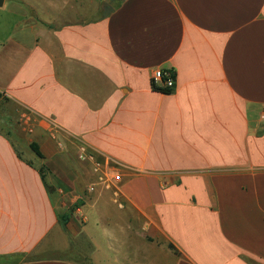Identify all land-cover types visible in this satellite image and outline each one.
<instances>
[{
    "label": "crops",
    "instance_id": "obj_1",
    "mask_svg": "<svg viewBox=\"0 0 264 264\" xmlns=\"http://www.w3.org/2000/svg\"><path fill=\"white\" fill-rule=\"evenodd\" d=\"M109 1L0 6V264H264V0Z\"/></svg>",
    "mask_w": 264,
    "mask_h": 264
},
{
    "label": "built area",
    "instance_id": "obj_2",
    "mask_svg": "<svg viewBox=\"0 0 264 264\" xmlns=\"http://www.w3.org/2000/svg\"><path fill=\"white\" fill-rule=\"evenodd\" d=\"M152 83L174 91L176 89V74L170 70L157 69L152 74ZM264 121V111L262 114ZM21 123L28 130L32 131V119L29 116H22ZM78 159L81 162L89 163L96 176V183L88 187L90 193L95 192L96 187L100 186L108 192L114 204L123 208V178L118 169V165L109 161L101 160L99 155L90 151L86 144H79Z\"/></svg>",
    "mask_w": 264,
    "mask_h": 264
},
{
    "label": "trees",
    "instance_id": "obj_3",
    "mask_svg": "<svg viewBox=\"0 0 264 264\" xmlns=\"http://www.w3.org/2000/svg\"><path fill=\"white\" fill-rule=\"evenodd\" d=\"M117 1V4L121 1V0H115ZM116 7V6H115ZM114 7V8H115ZM113 8V9H114ZM112 9V10H113ZM111 10V11H112ZM111 11H109V13H111ZM108 13V14H109ZM152 87H153V90L157 91V92H161V93H164V94H172L174 91L170 90V89H167V88H164L162 86H157L156 84L152 83ZM3 97V94L0 93V101ZM31 149L33 150V152L41 159H44V155L43 153L41 152V149L40 147L38 146V144L36 143H32L31 144ZM43 170L44 168H42L40 171L41 173H43ZM44 177V175H43ZM62 222L66 225L68 223V215H65L62 217ZM170 249L173 250L175 253L179 254L180 253L178 252V250L176 249L175 246H173L172 244L169 245ZM73 250V251H72ZM75 252V259H70L68 258V254L69 253H74ZM51 255H54L55 257L52 258V259H61V260H69V261H74V262H81L80 259L84 260L83 256L75 251V249H71L67 252H56V253H51ZM48 258L45 254H34V255H27V256H18V260L19 261H28V262H31V261H39V260H43V259H46ZM48 259H51V258H48ZM85 261V260H84Z\"/></svg>",
    "mask_w": 264,
    "mask_h": 264
},
{
    "label": "rangeland",
    "instance_id": "obj_4",
    "mask_svg": "<svg viewBox=\"0 0 264 264\" xmlns=\"http://www.w3.org/2000/svg\"><path fill=\"white\" fill-rule=\"evenodd\" d=\"M117 5V1H115V0H110L108 3H106L105 5H104V7L102 8V10L100 11V13H99V15H108V13H109V11H111L115 6ZM8 115H10V118L11 119H14L16 116H14V114L11 112V110H9V109H1L0 110V121H1V119H3V117L4 118H6ZM0 125H1V127H4V124H2L1 122H0ZM20 151L23 153V155L25 156V157H27V158H30V152H28V151H26L25 149H22L21 147H20ZM32 159L31 160H33L34 162H36V163H38L39 162V159H37L36 157H35V155H33L32 157H31ZM115 208H118L117 207V205H116V207ZM73 251V250H72ZM76 251V250H75ZM75 252L74 253H69L68 254V258H70V259H75Z\"/></svg>",
    "mask_w": 264,
    "mask_h": 264
},
{
    "label": "water",
    "instance_id": "obj_5",
    "mask_svg": "<svg viewBox=\"0 0 264 264\" xmlns=\"http://www.w3.org/2000/svg\"><path fill=\"white\" fill-rule=\"evenodd\" d=\"M3 1H4V0H0V6H2V5H3Z\"/></svg>",
    "mask_w": 264,
    "mask_h": 264
}]
</instances>
